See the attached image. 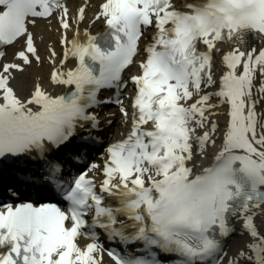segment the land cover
<instances>
[{"label":"snow or ice","instance_id":"snow-or-ice-1","mask_svg":"<svg viewBox=\"0 0 264 264\" xmlns=\"http://www.w3.org/2000/svg\"><path fill=\"white\" fill-rule=\"evenodd\" d=\"M90 6L0 0V161L35 162L23 183L57 201L0 190V264H264V0H99L96 34L80 28ZM53 20L61 93L34 80L21 95L13 81L45 63L33 29ZM105 104L127 131L65 179V150L99 142ZM234 234L247 239L229 255Z\"/></svg>","mask_w":264,"mask_h":264},{"label":"bare ground","instance_id":"bare-ground-1","mask_svg":"<svg viewBox=\"0 0 264 264\" xmlns=\"http://www.w3.org/2000/svg\"><path fill=\"white\" fill-rule=\"evenodd\" d=\"M98 0H90V4L92 6H90L87 9V19L91 16L92 12L95 11V5L97 4ZM68 3V7L70 8V10L73 12V14L75 13V10L77 9L78 6L82 5L83 0H67ZM100 22H96L94 25L97 26L99 25ZM57 24L55 22V20H53L52 25L49 26L47 25L46 22H40L38 27L33 29L35 35H36V41L39 47V52L42 50V52L46 53V46H51L53 48H55V50L58 53H61L62 49L61 46L56 42V39L58 41V37H59V33L56 31L57 29ZM43 58H45V55H42ZM51 68V65H49L47 62H45L43 65H41L40 67H32L30 69H28V71L26 73H24L18 80L15 82L13 81V85L15 86V88L17 89V91L21 94L24 95L27 90L31 87V84L34 80H39V82L43 83L44 85L48 86V90L49 91H59V88H55L53 86L50 85L47 77H48V72ZM21 82V83H20ZM225 116V109H221L219 112V115H217L216 121L220 124V121L223 120ZM119 118V117H118ZM113 127H115L117 130L122 129L123 128V124L120 123L119 121L114 120V122L112 123ZM217 140H219V135L217 137ZM209 157L203 158V159H197V162H206L209 161ZM260 223V220L258 222V224ZM264 230V228H261ZM245 241L244 238L241 236L239 237L238 242H236V246L235 247H231V252L233 253L238 247H240L243 242ZM231 253V254H232Z\"/></svg>","mask_w":264,"mask_h":264}]
</instances>
